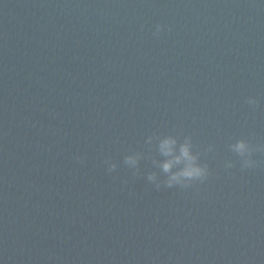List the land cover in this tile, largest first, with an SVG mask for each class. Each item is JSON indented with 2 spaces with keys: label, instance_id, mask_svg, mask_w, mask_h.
<instances>
[{
  "label": "water",
  "instance_id": "water-1",
  "mask_svg": "<svg viewBox=\"0 0 264 264\" xmlns=\"http://www.w3.org/2000/svg\"><path fill=\"white\" fill-rule=\"evenodd\" d=\"M0 264H264V0H0Z\"/></svg>",
  "mask_w": 264,
  "mask_h": 264
},
{
  "label": "clouds",
  "instance_id": "clouds-1",
  "mask_svg": "<svg viewBox=\"0 0 264 264\" xmlns=\"http://www.w3.org/2000/svg\"><path fill=\"white\" fill-rule=\"evenodd\" d=\"M159 27V26H158ZM248 103L252 104V105H256L257 101L256 100H249ZM170 143H174V141H165V144H170ZM246 148V145L243 141L237 143L235 145V150L240 153V154H243L244 150ZM170 150V149H169ZM181 153L184 157L188 158L189 160H192L194 159L193 157H190L189 156V152H188V147L185 145V146H182L181 148ZM165 154H167V151L165 152ZM179 157H177V162H179ZM126 163L128 164H135L136 161H135V158L129 156L126 158L125 160ZM107 163V161H106ZM171 166H172V162L169 161L167 163H164L163 164V169L165 172H168L170 169H171ZM253 165L249 162L245 165L246 168H250L252 167ZM116 169V165L115 164H110L109 165V171H113ZM180 176H183V177H186V178H189V179H192V178H200L202 176V170L200 168H197V167H188L186 169H184L182 172L180 173H177V174H174L171 179H169L167 181V187L171 188L173 186V181H178L179 180V177ZM149 179H153V176H149ZM157 188H159V185H157Z\"/></svg>",
  "mask_w": 264,
  "mask_h": 264
}]
</instances>
